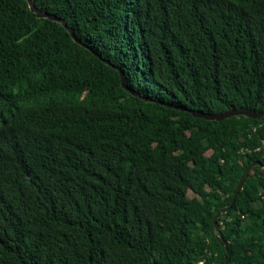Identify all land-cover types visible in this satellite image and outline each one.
<instances>
[{
    "label": "trees",
    "instance_id": "obj_1",
    "mask_svg": "<svg viewBox=\"0 0 264 264\" xmlns=\"http://www.w3.org/2000/svg\"><path fill=\"white\" fill-rule=\"evenodd\" d=\"M35 2L110 64L0 0V264H264V118L163 104L264 111V0Z\"/></svg>",
    "mask_w": 264,
    "mask_h": 264
},
{
    "label": "water",
    "instance_id": "obj_2",
    "mask_svg": "<svg viewBox=\"0 0 264 264\" xmlns=\"http://www.w3.org/2000/svg\"><path fill=\"white\" fill-rule=\"evenodd\" d=\"M27 1L30 4L31 10L34 13H36L40 19H50V20H53V21H56V22H59V23L64 24L65 27L70 31V33L72 34L73 38L75 39V41L78 44L82 45L83 47L88 48L95 55H97L98 57L104 59L100 53H98L93 48H89L87 45L84 44V42L81 39H79V37L77 36V34L73 30V28L69 26L68 22L65 19H62V18L58 17L57 15H53V14L47 13V12H45L43 10H40L39 8H37V5H36L35 0H27ZM106 62L108 64H110V62H108V61H106ZM119 71H120V74H121V83H122V86L125 89L129 90L131 93H134L136 95H139V93L136 91L135 88H133V87H131V86H129L127 84L126 79H125L124 72L122 70H120V69H119ZM163 104L166 105V106H168V107L174 108V109L186 111V112L192 114V116L195 117V118H197V119H203V120H207V121H217V122H221V121H224V120H227V119H231V118H234V117H241V116H244V117H247V118H252V119L264 118V111H262V112H254V111H252L250 109H247V108H241V109H238V110H229V111L224 112V113H221V114H210V113H205V112L200 111V110H192V109H189V108H184V107L177 106V105L170 104V103H163ZM256 167H260V169H263L264 168L261 163H254V164L250 165L247 168V170L243 174V176H242V178H241V180H240V182H239V184L237 186V189H236V191L234 193L232 202H231L229 208L227 209L226 213H223L222 211H220L217 214V216H216V218L214 220L215 233H216V236L220 240L224 239V236L220 232V229H219V219L223 218L225 216V214H228L231 211V209L233 208V206L236 203V200H237L240 192L244 188V185H245L246 180L248 179L249 175L253 172V170ZM224 244H225V248H226L225 250L227 252V259L225 261V264H228L229 261H230L231 255H230V252H229V249H228V247H229L228 246V243H224Z\"/></svg>",
    "mask_w": 264,
    "mask_h": 264
},
{
    "label": "rangeland",
    "instance_id": "obj_3",
    "mask_svg": "<svg viewBox=\"0 0 264 264\" xmlns=\"http://www.w3.org/2000/svg\"><path fill=\"white\" fill-rule=\"evenodd\" d=\"M58 96H59V95H58ZM50 97H53V96H49V97H46V98H44V99L49 100ZM54 97H55V96H54ZM44 99H43V101H44ZM208 155H211V152H209ZM190 196H193V195L190 194Z\"/></svg>",
    "mask_w": 264,
    "mask_h": 264
},
{
    "label": "built area",
    "instance_id": "obj_4",
    "mask_svg": "<svg viewBox=\"0 0 264 264\" xmlns=\"http://www.w3.org/2000/svg\"><path fill=\"white\" fill-rule=\"evenodd\" d=\"M263 144H264V142H263Z\"/></svg>",
    "mask_w": 264,
    "mask_h": 264
}]
</instances>
